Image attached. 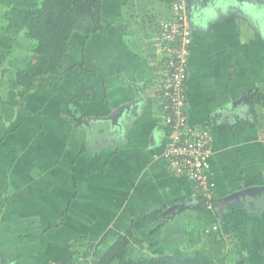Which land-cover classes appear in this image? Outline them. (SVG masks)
<instances>
[{
	"label": "crops",
	"instance_id": "obj_1",
	"mask_svg": "<svg viewBox=\"0 0 264 264\" xmlns=\"http://www.w3.org/2000/svg\"><path fill=\"white\" fill-rule=\"evenodd\" d=\"M216 1L185 3L192 37L187 115L191 126L204 127L212 135L214 210L196 208L198 192L193 183L174 176L161 157L167 142L159 92L164 57L153 49L151 39L157 31L155 25L169 17L171 0H102V31L88 38L73 33L63 74L41 78L9 116L18 117L29 131L26 136L37 139V135L50 133L45 124L53 111L57 115L54 123L68 121L71 137L68 144L64 140L52 148L54 160L40 156L32 161L29 154L35 144H21L20 148L13 143L0 145V187L7 189L0 191L2 264H45L52 259H66L74 238L64 224L65 220L71 223L76 218L71 212L81 198L84 205L79 210H83L84 218L75 219L74 229L75 225L82 231L86 230L84 227H94L95 218L87 219L94 214L103 215L96 226L103 224L104 228L112 215L122 214L124 224L125 220L132 222L142 214L160 211L168 223L176 226L186 222L200 231L207 226L212 233L219 230L223 236H230L236 240L234 260L240 261L250 252L264 264V192L238 196L242 197L240 203L236 199L224 202L244 189L264 187V125L254 121L253 113L260 114L261 110L257 104L251 106L250 101L255 83L263 93L264 60L258 59V63L256 57L264 51V31L253 12L244 10L248 16L243 13L237 15L238 19L235 17L241 6L251 4L250 0ZM259 4L263 5L258 8L264 9V0ZM6 12L0 5V17L9 21ZM248 27L255 34L248 32ZM79 79L94 89L100 100H73ZM260 98L263 103V95ZM66 107L82 116L83 127H74L58 114ZM6 132L7 126L1 122L0 141L5 140ZM77 132H83L80 145L74 137ZM7 149L19 154L10 157L6 165L1 161L6 160ZM59 150L76 152L69 161L72 187L62 176L58 177L59 171L51 169L59 167L55 158ZM83 175L85 179L77 182L78 176ZM93 182L97 184L94 189L90 186ZM13 186L19 187L18 191L11 192ZM189 200L195 202L184 203ZM13 211L16 213L12 215ZM51 213L55 219L67 213L69 219L45 223ZM52 230L59 234L51 237L48 232ZM160 251L172 253L164 246L155 253ZM245 260V264H252Z\"/></svg>",
	"mask_w": 264,
	"mask_h": 264
},
{
	"label": "trees",
	"instance_id": "obj_2",
	"mask_svg": "<svg viewBox=\"0 0 264 264\" xmlns=\"http://www.w3.org/2000/svg\"><path fill=\"white\" fill-rule=\"evenodd\" d=\"M173 1L174 0H171L170 6ZM242 7H240L236 12L235 17L237 19V15L243 13L248 16V14L244 12ZM101 12L102 0H38L37 4L32 6L27 11L26 20L23 24L22 30L19 33V38L23 37V40H27L31 42V44H33V51L36 55L35 62L31 67L23 68L21 70L13 72L11 79L8 80L9 85L8 93L6 94V100L0 99L1 104L17 108L21 106V103L25 101L23 96L26 93H32L37 82L41 78L55 77L63 74L65 70V59L67 56V50L71 36L73 35V33L77 32L83 34L85 38H88L91 35L100 33L103 29ZM171 16L172 15L170 14L169 17L164 19L163 21L168 20ZM260 44L262 50L263 44ZM262 52L263 53L261 56L259 54L256 57L258 63V59L260 57V60H264V51L262 50ZM189 60L190 55L188 57L187 70H189ZM72 69L73 68L69 70ZM261 76L262 78H264L263 71L261 73ZM257 85L258 83H255L254 88L251 90L252 92H255L250 98L251 106H253L254 104H258L261 101L260 97L262 96V94L260 93L259 89H256ZM184 88L188 105L187 81L184 85ZM159 92L161 93L160 87ZM73 100L79 102H97L98 100H100V98L94 89L87 87L79 79L76 83V90ZM60 114L67 120H69L74 127H83L84 121L82 119V116L74 113L69 107L61 110ZM173 122L174 121H172V123ZM172 123H170V125H172ZM162 124L166 128L165 136L167 138V142L161 150V157L166 163L168 170L174 176L176 175L187 178L184 174H181L174 170L169 161L164 158V149L165 147H167V144L169 142V124L165 123L164 114L162 116ZM186 126L199 128L190 125V123L188 122V115L186 119ZM202 128L205 129L204 127ZM11 131L12 130H8L6 134L11 133ZM211 180L213 181L212 178ZM197 199L198 202L196 204V208H205L203 200L201 199L199 194ZM214 208L215 200L213 202V208L211 210H214ZM159 213L160 211H156L150 214H142L140 215V217L134 219L129 224L113 222L112 226H110L100 234L101 237L95 243V247L98 248L103 242L107 241L108 239H113L114 242L106 249V251L100 257H97L96 253L92 251V248L86 245V247L82 249V253H79V255H75L76 257H74L73 255L74 263L72 264H216L215 260L211 256L197 249L184 250L178 248L169 255L164 254L162 253V251H160L154 256L134 259L131 254V241L134 239L135 235H137L138 232L149 228L150 226H153L149 231L150 236H154L159 232H162V230L164 229V221L160 220L161 214ZM56 226L57 225H53V227ZM101 229L102 228H97L99 232H101ZM240 260L241 261H237V264H245V260H243V257ZM0 264H2L1 261ZM45 264L67 263H63L61 261H47Z\"/></svg>",
	"mask_w": 264,
	"mask_h": 264
},
{
	"label": "rangeland",
	"instance_id": "obj_3",
	"mask_svg": "<svg viewBox=\"0 0 264 264\" xmlns=\"http://www.w3.org/2000/svg\"><path fill=\"white\" fill-rule=\"evenodd\" d=\"M37 1L38 0H0V5H3V7L7 11L6 12L7 17H10L9 21L6 18L0 17V27H1L0 28V99L6 100V94L8 93V85H9L8 80L11 79L13 72L21 70L23 68L31 67L33 65V63L35 62L36 55L34 54V51H33V49H34L33 44H31V42H29L27 40L20 39L19 38V31L23 28V23H24V20L26 18L27 11L32 6L36 5ZM218 1H220L222 3H226V1H222V0H217L216 2H218ZM242 9L247 11V12L248 11L253 12L254 17H255V21H260V28L262 31H264V9H259L257 7V5L255 7L253 4H247V5H245V7H242ZM256 16L259 18H256ZM3 19H4V21H3ZM161 22H163V21H159L157 23V25H155V26L158 27V25ZM1 24H2V26H1ZM3 28L5 29V31H3ZM248 28H249V29H247L248 32L250 31V32H253L255 34L254 29H251L250 27H248ZM75 33H77V32H75ZM77 34H79L81 36V33H77ZM155 35H156V33H155ZM155 35L151 39L152 46H153V42H156ZM71 42H73V39L71 40ZM4 46H5V48H3ZM20 59L24 60V62L22 64L18 63V61ZM262 59H263V56H262ZM263 73H264V71H263ZM262 91H263L262 95L264 98V88ZM92 104H96V103H92ZM262 105H264V102L263 103L260 102L257 104L256 107L259 110H261V113L260 112H259L260 114L253 113V119L255 117L254 121L257 124L262 122V124L264 125V107L261 108ZM15 108L11 107V106H7V105H2L0 102V121L4 122L6 124L7 131L12 130L11 133L6 134L7 136H6L4 141H0V145L5 144V143H13V144H17L18 145L17 147L20 148L21 144H23V145L25 143L35 144L36 147L32 148L33 150L29 154V155H32V157H33L32 161H35L36 157L38 158L40 156H43L44 158L49 156L50 160H54L52 148L55 147L58 142L63 143L66 141L65 144H68L67 141L70 142L69 138L71 137V135H70V133H68V130H69L68 129L69 128L68 121H65L64 122L65 124H59V122L54 123L53 120L55 119V117H57V115H55L54 112L52 111L51 112L52 113L51 118L50 119L47 118L49 123L45 124V129H49L50 133L48 135H43L40 137H39V135H37V139H36V137L33 138V137L29 136V134H28V136H26V133H29V131L28 132L26 131L24 123L21 122L18 119V117L9 118V116L11 115V112L14 111ZM60 112L61 111H59V113H58L59 115H60ZM12 116H13V114H12ZM22 121H24V120H22ZM58 121H60V119ZM62 122H63V120H62ZM74 137H76V140L79 143V145L83 142V132H77ZM74 137H72V138H74ZM6 153H7L6 154L7 156L5 155L6 160L5 161L2 160L1 162L5 163L7 165L9 158L10 157H16V154H19V151L10 152L7 149ZM75 154H76V152H71V151H67V150H62V151L59 150L57 153V156L55 157L60 162L59 167H56L55 169L51 168L53 171H55V170L59 171V174H57V175H59L58 177L62 176L63 179L70 184V187H72V178H71L72 168H70V166H69V164H70L69 161L74 157L73 155H75ZM0 157H2V156H0ZM51 169H48V171H50ZM11 177H12V175L9 176V178H11ZM49 177L51 178L52 175ZM83 179H85V175H83L81 177L78 176L77 182H79V180L81 181ZM96 185L97 184L95 182L90 184V186H92V189H94L96 187ZM79 186L80 185H78V183H77V187H79ZM47 187H48V185L46 184L45 189ZM18 188L19 187L13 186V188H11V192L14 190L18 191ZM0 191L6 192L7 189H6V187L5 188L0 187ZM110 191H112V193H113L115 191V188L113 187ZM261 192H264V190ZM235 199H236V201L238 200L237 201L238 203L242 202V197L241 198L240 197L232 198V196L228 197L224 202H228V201L231 202ZM126 201L127 200H125V202ZM83 202H84V200H82V198H81L80 202L77 201V204H75V203L73 204V207L75 208V206H76V208L75 209L73 208L74 210H73V212H71V215H73L79 219L84 218L83 210L82 211L79 210V207H83V205H84ZM187 202H192V201L191 200L184 201V203H187ZM193 202H195V201H193ZM191 207H193V205L190 206L189 208H191ZM95 211L97 212L98 210H95ZM10 213L13 215L16 212L13 211ZM55 216L56 215L51 213L50 216L45 217L44 222L45 223L48 222V224H49L50 222L57 221L58 218L60 219L59 221H61L63 218L69 219L67 213H66V215L64 213L61 216H58L57 219H55ZM99 216L100 215L94 214L92 216L90 215V217H87V219L94 217L96 220V221H94L95 223H94L93 228L91 226H90L91 228H89V229L84 227L87 231L86 230H84V231L80 230L78 228V225H75V229L73 228V223H74V221H76L75 220L76 218L73 219L71 223H68L65 220L64 228L66 230H71V232H72L71 237L74 239H73V241H71V247L69 250L70 255L67 256L66 259H64L61 262L67 263V264L74 263L73 255H74V257H76L75 255H79V253H82V251H83L82 249L84 247H86V245H88L90 248H92V251L94 253H96L97 257H100L106 251V249L114 242L113 239H108L107 241L103 242L98 248L95 247V243L101 237L100 234L103 231H105L107 228L112 226L113 222H120V223L123 222V219H121L122 214H119V216H117L118 218L115 215L110 216L111 220H109L110 221L109 223H106L108 221L105 222L104 228H103V224H101L100 226H96V223L100 220L99 218H103V215L101 217H99ZM1 220L2 219H0V224H3ZM160 220H165L164 224H166L165 228L162 230V232H159L158 234H156L153 237L149 236L148 233L150 231V228L153 227V226H151L150 228H148V229L138 233L137 235H135V237H144V240L137 239L134 237V239L131 241V254H132V257L134 259L154 256L156 254L155 253L156 249L158 247L164 246L166 248L167 252H169V253H171L173 249L175 250L178 248L184 249V250L197 249V250L203 251L208 255L211 254L210 256H212V258L215 260L216 264H237L238 263L237 262L238 259L234 260L232 258L233 251H234L233 250V247H234L233 241H236V240H234V239L232 240L230 238V236H223V234L220 233L219 230L216 233H212V231L209 230V228H207V226H206L205 230L200 231V230H198V228L195 227L194 224H190V223L187 224L186 222L180 223L176 226L172 222H170V223L167 222L166 215H165V217L160 216ZM102 222H103V220H102ZM125 223L126 224L130 223V220H125L124 224ZM193 223H194V221H193ZM48 224H46V225H48ZM97 228H103L104 230L101 229V232H99L97 230ZM48 234L51 235V237H52L53 235H58L59 231L58 230H56V231L52 230V231L48 232ZM166 237L168 238L167 239L168 241L166 243L162 242V239H164ZM223 237H225L226 239H224ZM262 237H263V241H264V235H262ZM219 239L222 241H219ZM253 251H254V249H253ZM247 255H248V257L244 256L243 260H245V259L250 260V261H252V264H261L260 260H258L259 258L254 256L250 252H247ZM51 261L57 262L58 260L52 259ZM245 262H246V260H245ZM263 262H264V260H263Z\"/></svg>",
	"mask_w": 264,
	"mask_h": 264
},
{
	"label": "built area",
	"instance_id": "obj_4",
	"mask_svg": "<svg viewBox=\"0 0 264 264\" xmlns=\"http://www.w3.org/2000/svg\"><path fill=\"white\" fill-rule=\"evenodd\" d=\"M170 14L168 20L158 25L156 42H153L154 49L164 57L159 87L164 121L169 124V142L163 155L174 170L193 183L205 208L211 210L215 200V183L210 176L212 135L207 129L186 126L184 85L192 40L185 2L174 0Z\"/></svg>",
	"mask_w": 264,
	"mask_h": 264
},
{
	"label": "water",
	"instance_id": "obj_5",
	"mask_svg": "<svg viewBox=\"0 0 264 264\" xmlns=\"http://www.w3.org/2000/svg\"><path fill=\"white\" fill-rule=\"evenodd\" d=\"M196 1H202V0H196ZM244 1V3H246V0H239L238 2ZM189 0H185V3H188ZM261 2V0H250V3L253 4L255 7L257 5V7H261L263 4H259ZM263 3V2H262ZM259 4V5H258ZM263 9V8H262ZM252 96V95H251ZM248 99V98H247ZM246 99V100H247ZM264 190V187H250L247 189H244L242 191H239L237 193H234V195L232 196V198L234 197H238V196H245V195H254L255 193L261 192Z\"/></svg>",
	"mask_w": 264,
	"mask_h": 264
},
{
	"label": "clouds",
	"instance_id": "obj_6",
	"mask_svg": "<svg viewBox=\"0 0 264 264\" xmlns=\"http://www.w3.org/2000/svg\"><path fill=\"white\" fill-rule=\"evenodd\" d=\"M185 2V1H184Z\"/></svg>",
	"mask_w": 264,
	"mask_h": 264
}]
</instances>
